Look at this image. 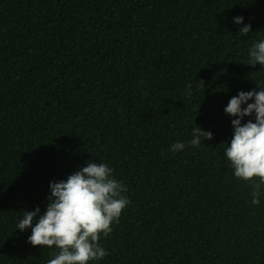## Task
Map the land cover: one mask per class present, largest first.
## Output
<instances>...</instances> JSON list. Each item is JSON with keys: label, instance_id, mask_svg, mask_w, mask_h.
<instances>
[{"label": "trees", "instance_id": "16d2710c", "mask_svg": "<svg viewBox=\"0 0 264 264\" xmlns=\"http://www.w3.org/2000/svg\"><path fill=\"white\" fill-rule=\"evenodd\" d=\"M261 38L264 0H0V264H46L15 224L89 160L130 200L99 264H264V194L222 155ZM197 126L212 139L169 151Z\"/></svg>", "mask_w": 264, "mask_h": 264}, {"label": "clouds", "instance_id": "9594fccd", "mask_svg": "<svg viewBox=\"0 0 264 264\" xmlns=\"http://www.w3.org/2000/svg\"><path fill=\"white\" fill-rule=\"evenodd\" d=\"M231 22L237 26L239 36L250 33L251 25L244 23L243 16H235ZM257 63L264 68V38L247 49L245 64L254 67ZM254 82L255 88L238 91L223 108L234 118L230 120L231 139L223 143L222 155L232 175L251 185L250 204L259 205L264 194V77ZM185 94L191 96V83L186 85ZM245 117L249 119L242 123ZM212 136L210 130L194 127L190 139L171 143L169 151L199 148ZM113 172L108 163L89 160L66 179L49 182L43 212L39 207L23 211L15 229H30L27 242L50 250L46 264H99L108 255L99 241L110 235L112 225L130 203L127 186Z\"/></svg>", "mask_w": 264, "mask_h": 264}]
</instances>
